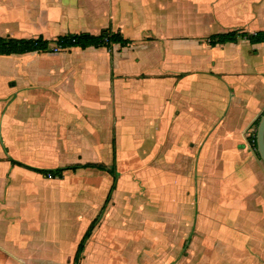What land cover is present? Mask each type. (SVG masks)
I'll list each match as a JSON object with an SVG mask.
<instances>
[{
    "label": "crops",
    "instance_id": "obj_1",
    "mask_svg": "<svg viewBox=\"0 0 264 264\" xmlns=\"http://www.w3.org/2000/svg\"><path fill=\"white\" fill-rule=\"evenodd\" d=\"M106 29L124 43L0 55V264H109L100 216L118 163L173 200L170 234L189 224L183 264H262L264 41L246 37L264 35V0H0V37ZM233 31L245 37L208 42ZM96 152L105 170L11 163L101 164Z\"/></svg>",
    "mask_w": 264,
    "mask_h": 264
},
{
    "label": "rangeland",
    "instance_id": "obj_2",
    "mask_svg": "<svg viewBox=\"0 0 264 264\" xmlns=\"http://www.w3.org/2000/svg\"><path fill=\"white\" fill-rule=\"evenodd\" d=\"M256 7H259V3L255 5ZM59 52L61 51L51 45L48 54L54 56ZM98 154L99 152H96L95 155L99 156ZM99 160L100 165L110 166L108 160L105 162L104 155L99 156ZM148 165L150 170L153 164ZM117 169L118 178L122 176V183L118 185L117 193L111 197L112 206L100 216L112 222L111 225L107 222L106 229L102 227L100 232L111 234L112 240L107 242L106 239L105 243L110 247V250L106 251L108 263L183 264L184 256L189 249V235L192 232L188 231L189 224H184L182 220L176 222V226L173 227L174 234L168 232L165 224H171L170 208L173 200L167 204L166 201L152 196L150 180H145L143 169L137 164L118 163ZM194 199L193 196V202Z\"/></svg>",
    "mask_w": 264,
    "mask_h": 264
},
{
    "label": "trees",
    "instance_id": "obj_3",
    "mask_svg": "<svg viewBox=\"0 0 264 264\" xmlns=\"http://www.w3.org/2000/svg\"><path fill=\"white\" fill-rule=\"evenodd\" d=\"M237 37H245L243 34H237V32H229L223 35L211 36L209 38V44L214 46L216 44H223L226 42H235ZM251 43H257L264 41V35L260 33H256L255 35L247 36ZM53 42L54 46L57 49H65L70 47H79L81 49L87 47H108L110 48L113 44L116 43H124L118 34L111 33L110 30L106 29L103 30L99 35H90L87 33H80V34H66L63 36L57 37L54 41H48L43 39L42 37L36 38H29V39H14L10 37H0V55H10V54H20L25 52H39L45 51L48 49L50 43ZM11 163L24 166L25 168L41 173L45 177H59L62 175L63 171L65 170H74L79 167H94L100 170H105V167L100 164H85V165H72V166H65L56 169H37L31 168L29 166H25L19 162L12 161ZM110 171L114 174L115 169L114 165L111 166ZM94 221L89 226L85 234L83 235L77 252V257L75 261H78V257L80 256V252L84 246L85 241L89 237L92 229H93Z\"/></svg>",
    "mask_w": 264,
    "mask_h": 264
},
{
    "label": "water",
    "instance_id": "obj_4",
    "mask_svg": "<svg viewBox=\"0 0 264 264\" xmlns=\"http://www.w3.org/2000/svg\"><path fill=\"white\" fill-rule=\"evenodd\" d=\"M257 155L264 166V111L260 115L255 129Z\"/></svg>",
    "mask_w": 264,
    "mask_h": 264
},
{
    "label": "built area",
    "instance_id": "obj_5",
    "mask_svg": "<svg viewBox=\"0 0 264 264\" xmlns=\"http://www.w3.org/2000/svg\"><path fill=\"white\" fill-rule=\"evenodd\" d=\"M57 49V48H56Z\"/></svg>",
    "mask_w": 264,
    "mask_h": 264
}]
</instances>
